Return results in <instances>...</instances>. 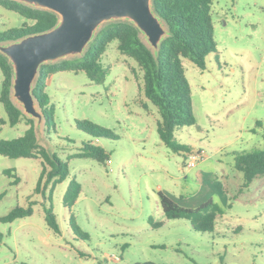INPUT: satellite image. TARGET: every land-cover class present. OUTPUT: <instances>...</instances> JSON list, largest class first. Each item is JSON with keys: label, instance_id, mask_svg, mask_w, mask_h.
I'll use <instances>...</instances> for the list:
<instances>
[{"label": "rangeland", "instance_id": "obj_1", "mask_svg": "<svg viewBox=\"0 0 264 264\" xmlns=\"http://www.w3.org/2000/svg\"><path fill=\"white\" fill-rule=\"evenodd\" d=\"M211 13L215 52L206 56L203 69L182 59L195 122L176 129L174 137L201 151L192 166H186L185 151L172 152L161 141L156 130L160 116L143 95L142 72L119 52L116 40L101 56V83L82 70L49 75L45 91L54 107V128L46 129L35 100L33 113L28 112L12 90L14 103L34 120L39 142L67 162L69 175L51 193L47 187L50 199H44L34 192L40 159L0 155V216L34 201L30 215L0 221V264H264V176L244 188L243 173L234 168L235 153L264 146V0H214ZM117 20L134 25L156 50L128 17L104 19L95 33ZM23 21L0 6V31ZM88 43L80 52L45 62L79 57ZM0 117L6 120L0 124V139L18 137L27 127L24 119L10 126L1 103ZM83 119L110 129L115 138L96 140L76 127L75 120ZM257 120L261 127L255 126ZM86 142L104 149L109 162L70 157ZM8 168L20 178L17 183L3 174ZM72 178L81 190L69 209L62 197ZM158 191L191 208L212 199L223 212L212 231H196L187 219L164 216ZM50 203L58 234L45 222L43 204ZM71 214L81 233L72 229ZM150 219L161 224L153 226Z\"/></svg>", "mask_w": 264, "mask_h": 264}, {"label": "trees", "instance_id": "obj_2", "mask_svg": "<svg viewBox=\"0 0 264 264\" xmlns=\"http://www.w3.org/2000/svg\"><path fill=\"white\" fill-rule=\"evenodd\" d=\"M214 0H151V9L163 23L166 35L159 41L155 51H152L141 39L139 30L129 22L111 21L100 27L86 46L83 54L71 59L39 64L34 84L33 97L39 107L46 129L55 127L54 107L50 96L45 91L47 78L52 73L69 70L85 72L89 80L101 83L104 80L105 69L101 64V56L107 44L117 41L120 53L132 58L142 72V92L144 97L156 106L160 118L156 122L157 133L172 152L185 151L192 147L179 143L174 137V131L195 122L192 107L191 88L185 76L182 59L187 58L200 68L205 67L206 56L215 52L213 38V23L211 6ZM0 6L13 11L24 18L20 26L10 27L0 31V45L6 42L21 40L25 37L41 34L53 29L59 23L56 11L19 0H0ZM0 103L7 115V122L15 126L23 119L27 125L22 135L11 139H0V155L17 158H38L41 169L34 188L36 194H42L44 199H50L51 190L69 175L66 161L56 153L50 152L37 137L34 120L25 117L23 111L12 99L13 67L7 56L0 50ZM6 120L0 117V124ZM78 129L95 137L115 138L113 132L87 119L75 120ZM261 121L255 126L261 127ZM1 129V128H0ZM253 132L256 130L253 128ZM264 138V128L261 133ZM95 140V141H96ZM70 157H89L99 162L109 161V154L100 146L91 142L82 143L79 151ZM234 168L243 173V187L247 188L253 179L264 176V146L250 152H237L234 155ZM3 174L13 177V183L19 177L12 169H4ZM49 187V196L45 190ZM80 183L72 178L63 194V205L70 207L78 198ZM242 190L240 189L239 192ZM4 193L0 194V199ZM159 205L168 219H187L196 231H212L216 217L222 214V209L212 199L191 208L179 204L170 194L158 191ZM34 201L26 207L15 206L5 215L0 216L1 222H11L16 218L30 215L33 212ZM44 218L47 226L55 233H60L56 215L51 203L43 204ZM74 231L81 233L79 227L72 221ZM150 222L159 226L160 222ZM133 264H162L150 260Z\"/></svg>", "mask_w": 264, "mask_h": 264}, {"label": "water", "instance_id": "obj_3", "mask_svg": "<svg viewBox=\"0 0 264 264\" xmlns=\"http://www.w3.org/2000/svg\"><path fill=\"white\" fill-rule=\"evenodd\" d=\"M56 11L59 23L53 29L25 37L0 50L14 64L12 90L33 113L32 87L40 63L80 52L95 35L99 23L118 16L132 19L157 48L166 30L151 9V0H19ZM155 48V49H156ZM39 116L38 114H33ZM41 116V113H40ZM42 117V116H41Z\"/></svg>", "mask_w": 264, "mask_h": 264}, {"label": "built area", "instance_id": "obj_4", "mask_svg": "<svg viewBox=\"0 0 264 264\" xmlns=\"http://www.w3.org/2000/svg\"><path fill=\"white\" fill-rule=\"evenodd\" d=\"M201 151H189L187 153V159H186V166H192L194 165V163L199 160V155H200ZM109 162V161H108Z\"/></svg>", "mask_w": 264, "mask_h": 264}, {"label": "crops", "instance_id": "obj_5", "mask_svg": "<svg viewBox=\"0 0 264 264\" xmlns=\"http://www.w3.org/2000/svg\"><path fill=\"white\" fill-rule=\"evenodd\" d=\"M187 167H189V166H187ZM174 199H175V197L174 196H172ZM176 200V199H175ZM177 201V200H176ZM182 205V204H181ZM184 206V205H183Z\"/></svg>", "mask_w": 264, "mask_h": 264}]
</instances>
